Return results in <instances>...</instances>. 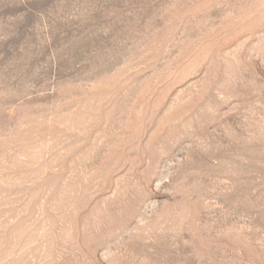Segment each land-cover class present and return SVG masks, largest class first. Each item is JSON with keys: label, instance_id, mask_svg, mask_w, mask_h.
Instances as JSON below:
<instances>
[{"label": "rangeland", "instance_id": "obj_1", "mask_svg": "<svg viewBox=\"0 0 264 264\" xmlns=\"http://www.w3.org/2000/svg\"><path fill=\"white\" fill-rule=\"evenodd\" d=\"M0 264H264V0H0Z\"/></svg>", "mask_w": 264, "mask_h": 264}]
</instances>
